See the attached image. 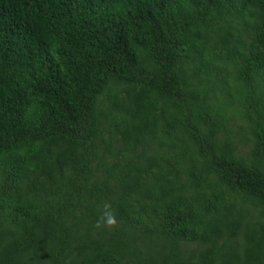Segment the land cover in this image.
<instances>
[{"label":"trees","instance_id":"1","mask_svg":"<svg viewBox=\"0 0 264 264\" xmlns=\"http://www.w3.org/2000/svg\"><path fill=\"white\" fill-rule=\"evenodd\" d=\"M0 264H264V0H0Z\"/></svg>","mask_w":264,"mask_h":264},{"label":"clouds","instance_id":"2","mask_svg":"<svg viewBox=\"0 0 264 264\" xmlns=\"http://www.w3.org/2000/svg\"><path fill=\"white\" fill-rule=\"evenodd\" d=\"M103 222L106 223L107 225H114L116 223L115 217L110 211H106L103 214Z\"/></svg>","mask_w":264,"mask_h":264}]
</instances>
